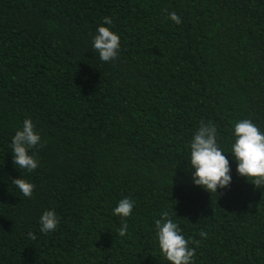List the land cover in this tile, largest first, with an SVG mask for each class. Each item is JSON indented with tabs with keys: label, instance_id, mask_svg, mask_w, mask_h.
<instances>
[{
	"label": "trees",
	"instance_id": "trees-1",
	"mask_svg": "<svg viewBox=\"0 0 264 264\" xmlns=\"http://www.w3.org/2000/svg\"><path fill=\"white\" fill-rule=\"evenodd\" d=\"M105 16L115 64L91 45ZM25 118L42 137L39 167L23 173L31 198L12 184ZM244 118L264 130V0H0V264H167L154 226L164 211L195 264H264V186L232 163L231 187L209 194L185 161L201 121L227 148ZM122 197L135 202L123 237ZM51 209L59 225L43 234Z\"/></svg>",
	"mask_w": 264,
	"mask_h": 264
},
{
	"label": "clouds",
	"instance_id": "clouds-1",
	"mask_svg": "<svg viewBox=\"0 0 264 264\" xmlns=\"http://www.w3.org/2000/svg\"><path fill=\"white\" fill-rule=\"evenodd\" d=\"M166 19L180 25L182 19L175 11H166ZM113 21L103 17L102 23L92 36V48L103 64H115L120 49V37L113 31ZM42 142L31 118H25L15 130L11 139L13 164L21 170L20 176L12 180L14 187L24 197L31 198L35 185L24 178L23 173H32L39 167V160L33 149ZM190 179L193 186L209 194L229 189L233 182L232 163L235 173L256 188L264 186V130L252 120L244 118L234 122L230 129L227 148L219 142L217 125L212 121H201L187 144ZM135 202L130 197H122L112 214L121 219L118 234L123 237L129 230L128 218L132 216ZM39 231L43 234L54 232L59 225V217L54 209L45 210L39 217ZM155 238L161 257L167 264H195L196 253L191 247V239L186 237L169 211L154 220ZM35 238L32 233H29Z\"/></svg>",
	"mask_w": 264,
	"mask_h": 264
}]
</instances>
